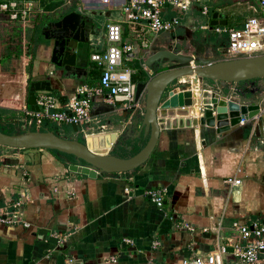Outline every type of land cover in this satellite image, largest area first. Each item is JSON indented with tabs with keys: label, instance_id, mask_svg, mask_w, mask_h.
I'll return each mask as SVG.
<instances>
[{
	"label": "crops",
	"instance_id": "0c3cea01",
	"mask_svg": "<svg viewBox=\"0 0 264 264\" xmlns=\"http://www.w3.org/2000/svg\"><path fill=\"white\" fill-rule=\"evenodd\" d=\"M95 1L96 5L79 6L59 16L58 10H51L41 17V35H36L39 12L32 15L28 25L34 26L36 33L31 35L34 57L30 70V58L22 64L15 58L0 61L1 68L10 70L0 75V115L5 116L3 110L7 109L12 116L6 122L0 119V125L16 130L29 128L24 126L25 109H32L29 95L33 82L51 85L50 91H37L36 99L43 92L52 93L65 110L81 84H97L101 69L91 60V54L106 48L109 22L120 23L123 43L133 46L132 51L125 53L124 63L135 70L137 84L155 74L145 61L160 49L186 53L176 50L186 42L199 52L189 54L198 57H219L225 52V35L216 37L211 27L202 28L201 24L198 31L194 25L195 16L200 14L198 4L183 15L175 31L154 33L146 22L128 20L123 10L127 0ZM249 1L252 10L248 17L257 13L254 2ZM105 5L119 11L102 21L95 20L97 9ZM209 6L211 13V7L216 5ZM214 10L221 12L222 5ZM70 12L85 16L90 34L87 42L78 44L76 65L67 70L65 65L52 61L51 46L47 45L50 40L44 36L43 27L47 26L51 33L56 27L48 24ZM176 16V9L165 10V18ZM197 32L207 35L209 42L198 44ZM219 40L222 41L218 43ZM223 85L227 91L233 86ZM193 98L199 104L200 94L194 88ZM137 110L126 109L123 103L109 104L104 96H96L92 124L79 131L71 125V131L61 132L68 138L83 137L95 151L128 157L134 148L141 149L147 142L134 138L139 127L133 123ZM194 112L200 116L198 110ZM258 117L253 123L232 125L230 118H223L217 119L215 126L196 121L191 128L162 130L150 158L125 173L94 172L72 165L48 149L0 146V210L8 214L14 210L13 203L21 201L20 212L29 223H0V264H145L148 260L155 264H182L186 258L207 254L220 241L234 236V221L264 220V109ZM44 120L47 119L34 124ZM94 126L99 131L89 132ZM113 133L117 137L113 138ZM231 176L241 178V183L232 186L228 182ZM128 186L130 190L126 191ZM154 188L163 194L162 207L147 195ZM184 222L197 230H187ZM217 222L223 226L219 234L200 230ZM154 240L160 241L157 248L153 247ZM229 261L239 264L231 255Z\"/></svg>",
	"mask_w": 264,
	"mask_h": 264
},
{
	"label": "water",
	"instance_id": "95a60500",
	"mask_svg": "<svg viewBox=\"0 0 264 264\" xmlns=\"http://www.w3.org/2000/svg\"><path fill=\"white\" fill-rule=\"evenodd\" d=\"M222 17L215 11L211 25H227V20ZM52 24L56 29L51 33L47 26L43 27L44 36L50 40L47 45L51 46L52 61L60 66L65 65L69 70L76 65L78 44L88 41L90 33L87 19L82 13L70 12L48 26ZM145 64L155 74L148 81L137 84V99L144 95L145 107L134 113L136 117L133 123L139 126L134 138L147 139L137 153L128 157L102 153L93 150L86 140L31 128L16 133L0 130V145L16 149L58 150L85 161L77 165L94 172L125 173L139 168L150 158L162 130L191 128L196 121L215 126L216 120L223 118H230L232 125L249 122L258 119L264 109V52L235 58L198 57L163 48L151 54ZM164 66L166 68L160 70ZM211 82H214L213 85H210ZM225 83L237 85L238 93L232 89L227 91L223 85ZM175 87L182 88L172 90ZM193 88L200 94L199 104L194 101ZM42 90L50 91V83L37 81L31 84L29 104L32 109H39L36 92ZM195 110L200 116L195 114ZM72 127L79 131L78 125L72 124ZM112 135L113 138L117 137L115 133Z\"/></svg>",
	"mask_w": 264,
	"mask_h": 264
},
{
	"label": "built area",
	"instance_id": "2783aa9c",
	"mask_svg": "<svg viewBox=\"0 0 264 264\" xmlns=\"http://www.w3.org/2000/svg\"><path fill=\"white\" fill-rule=\"evenodd\" d=\"M55 0H0V13L18 24L24 30L35 12H43L45 5ZM57 1V0H56ZM108 2V0H104ZM211 0H127L123 10L129 21L146 22L149 30L154 33L173 32L181 24L183 15L187 14L194 5L200 7V14L205 18L202 28H212L219 35L227 37L223 56L235 58L252 56L264 52V0H252L256 14L247 17L241 27L231 25H211L209 2ZM174 8L179 16L165 18V10ZM107 46L105 49L91 54V60L101 69L100 80L97 84H81L75 95L68 102V110L59 107L58 97L49 92H43L37 100L38 110L25 109V127H31L34 122L47 119L58 123L76 124L84 130L93 119L92 107L96 96H104L109 104L123 103L126 109H144L145 97L137 99V82L134 80L135 70L124 63L125 53L132 51L133 46L123 43V27L118 22H109L106 25ZM231 89L238 93V86ZM134 115V113H133ZM259 118V117H258ZM249 122H255L251 120ZM248 123L242 121L241 124ZM264 136V128L262 129ZM228 182L233 186L241 183V178L231 176ZM130 187H126L129 191ZM147 195L162 207L164 197L161 190L154 188L147 191ZM21 201L13 203L14 210L8 214L0 210V223L6 225L20 224L29 226L23 218L20 208ZM183 227L189 231H196V226L184 222ZM222 223L217 222L200 228L204 233L219 234ZM234 236L220 241L205 255H196L186 258L182 264H231L229 255L238 260L239 264H264V220H255L251 223L236 220L231 225ZM64 240V236L62 238ZM159 240L153 241L157 248ZM113 261H116L115 258ZM145 264H155L148 260Z\"/></svg>",
	"mask_w": 264,
	"mask_h": 264
},
{
	"label": "rangeland",
	"instance_id": "374dc122",
	"mask_svg": "<svg viewBox=\"0 0 264 264\" xmlns=\"http://www.w3.org/2000/svg\"><path fill=\"white\" fill-rule=\"evenodd\" d=\"M95 2H96L95 0H59L58 2L49 4L48 6H46L44 8L43 14H40L42 12L39 11V14L37 17H39V19H41V17H43L44 15H47L51 10H58L59 14L57 16H59L65 12L75 10L79 6L85 5L86 7H89L92 5H96ZM209 4L212 6L216 5V6H220V7L222 5V10H221V12L220 11L219 12H220V14L223 15V17H226L229 19L230 24L232 26L233 25L236 26L237 23L238 24L243 23V21L246 19V17H248L250 10H252V8L250 7L252 5V3L249 0H212V2H209ZM219 4H221V5H219ZM216 6L211 7L212 8L211 10L215 9ZM118 11H119L118 9L114 10L111 6L105 5V6L99 7L97 9L94 18L97 21H102L103 18H108L112 15V13H115ZM212 15H213V13L211 12V16ZM56 17H54V18H56ZM204 21H205V18L201 14H199L198 17L195 16L194 25L197 27L198 31H200V26H201V24H203ZM35 33H36L35 27L32 26L31 24H29L27 29L24 30L23 28L19 27L18 24L9 21L3 14L0 13V55L1 56H3V55L14 56V55L18 54V55H20V57L17 59L20 60L21 64L24 63V61L29 59V57L27 55L28 44H29V40L31 39V35L35 34ZM36 35H37V33H36ZM197 35H199L198 32H197ZM215 35H216V37L220 36L217 34H215ZM194 37H195V34H194ZM198 37L199 38L195 39V40H198V44H202V43L207 44L209 42L207 39V35H205V34H203V36L199 35ZM205 37H206V39H204ZM223 39H225V38H223ZM221 41L222 40H219L218 43H220ZM224 41H226V40H224ZM226 43L228 44V41ZM193 44H194V40H193ZM204 49L206 50V47H204ZM176 50L185 51L187 54L190 52L195 53V54L199 53L198 51L195 52L196 49H194L193 46L187 45L186 42H184L183 45H179V47H177ZM10 56H8L7 60L9 58H11ZM3 67H5V66H3ZM7 70H9V69H3L0 67V75L3 72L5 73ZM3 111H4L3 114L5 116L0 117V119H2L4 122H6V120L12 116H11L10 112L7 111V109H4ZM8 114H9V116H8ZM0 116H2V115H0ZM63 124H67V123H63ZM27 129H30V128H26V129L21 128V130H27ZM94 131L96 133H97V131H99L97 126H94V128L92 127V130H90L89 132H94ZM60 133H62V132L60 131ZM78 138L84 139L81 136H78ZM73 139H75V138H73ZM0 146H3V145H0Z\"/></svg>",
	"mask_w": 264,
	"mask_h": 264
},
{
	"label": "trees",
	"instance_id": "16d2710c",
	"mask_svg": "<svg viewBox=\"0 0 264 264\" xmlns=\"http://www.w3.org/2000/svg\"><path fill=\"white\" fill-rule=\"evenodd\" d=\"M52 3H55V1H52L51 3H48V4H46L47 6L49 5V4H52ZM45 5V6H46ZM211 12L212 13H214L215 12V10L213 9V10H211ZM6 17V16H5ZM44 22V20L42 19V21H41V19L39 20V23L37 24V29H36V31H37V34L38 35H41V24ZM229 23H230V21H228V25H229ZM236 26L237 27H241L242 26V23L241 24H236ZM34 39V38H33ZM32 37H31V39L29 40V44H28V51H27V55H28V57L31 59H29L28 60V64H29V69L28 70H30V65H31V62H32V58L34 57V51H33V46L34 45H32ZM37 41V40H36ZM8 56H10V55H3L2 57H1V59H0V61L2 62V63H5V62H7V61H9V60H12L13 58H15V59H17V58H19L20 57V55H18V54H16V55H14V56H10L11 58H9L8 60H7V58H8ZM135 67H137V68H139L140 67V65H139V63H136L135 64ZM162 70V69H161ZM164 70V69H163ZM146 77V79L148 78V76H145ZM135 79H136V77H135ZM259 79H256L255 81H258ZM32 82L30 81V79H28V84H31ZM28 107H30V105H27ZM1 117V116H0ZM54 121H50V120H44V121H42V122H40L39 124L38 123H35L34 124V127L32 128L33 130H41V131H43V130H51V131H54V132H57L58 134H60V135H62V133H60V131L61 130H64L65 132H68V131H71L72 130V128H71V125H69V124H66V125H64V126H62V125H60L61 123H59L58 124V122H54ZM0 130H2V131H4V132H6V133H16V132H19V131H23V130H16V129H14V127H12V126H10V125H7V126H4V125H0ZM64 131H62V132H64ZM81 141H85L84 139H80ZM16 149V148H15ZM48 150H50V151H52L54 154H56L59 158H62L63 160H67V161H69V162H71V163H74V164H84L85 163V161H83V160H81V161H79V160H77V158L74 156V155H71V154H66V153H63V152H60V151H58V150H51V149H48ZM140 150V148H134V150H133V152H132V154L131 155H133V154H135V153H137L138 151ZM130 155V156H131ZM126 157V156H125Z\"/></svg>",
	"mask_w": 264,
	"mask_h": 264
},
{
	"label": "bare ground",
	"instance_id": "6f19581e",
	"mask_svg": "<svg viewBox=\"0 0 264 264\" xmlns=\"http://www.w3.org/2000/svg\"><path fill=\"white\" fill-rule=\"evenodd\" d=\"M193 78V77H192ZM185 79V78H184ZM89 141H90V145H91V140H90V138H89Z\"/></svg>",
	"mask_w": 264,
	"mask_h": 264
}]
</instances>
